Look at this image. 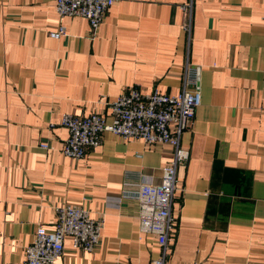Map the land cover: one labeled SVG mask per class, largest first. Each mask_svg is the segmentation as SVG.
Returning <instances> with one entry per match:
<instances>
[{
    "label": "crops",
    "instance_id": "0c3cea01",
    "mask_svg": "<svg viewBox=\"0 0 264 264\" xmlns=\"http://www.w3.org/2000/svg\"><path fill=\"white\" fill-rule=\"evenodd\" d=\"M120 0L95 35L54 0H0V264H25L56 206L104 219L93 251L65 239L64 264H150L163 253L142 233L126 183L159 182L169 145L109 131L75 159L62 152L64 113L110 118V103L138 86L178 94L188 63L201 68L202 103L181 145L176 230L166 264H264V0ZM60 24L66 33L50 32ZM51 124H54L52 127ZM47 143L51 149L42 148Z\"/></svg>",
    "mask_w": 264,
    "mask_h": 264
},
{
    "label": "built area",
    "instance_id": "2783aa9c",
    "mask_svg": "<svg viewBox=\"0 0 264 264\" xmlns=\"http://www.w3.org/2000/svg\"><path fill=\"white\" fill-rule=\"evenodd\" d=\"M54 1L60 17L86 18L95 35L108 10L120 0ZM194 2L189 0L181 6L188 19L184 29L189 33ZM65 33V26L60 24L50 35L60 38ZM200 72V66L188 63L185 83L178 94H165L158 89L144 93L138 86L122 92L110 103L111 119L98 113L87 116L64 113L60 120V125L69 132L62 152L78 160L84 158L88 150L99 146L102 134L107 131L127 140L141 139L146 144L161 143L172 147L173 157L163 167L159 182L126 183L122 192L123 196L137 198L141 232L156 236L163 248L162 255L152 259L150 264H166L167 248L176 230L172 209L177 172L190 158V151L182 147L181 138L183 132L192 127L196 111L202 103ZM41 147L51 149L47 143ZM54 211V229L48 230L43 225L37 228L34 241L26 248L25 264H64L61 258L67 237L71 238L74 248L87 252L93 251L100 243L103 218H93L89 210L81 205L63 204L56 206Z\"/></svg>",
    "mask_w": 264,
    "mask_h": 264
}]
</instances>
